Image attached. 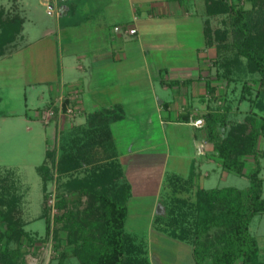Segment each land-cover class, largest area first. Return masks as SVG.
I'll return each instance as SVG.
<instances>
[{
    "label": "crops",
    "instance_id": "1",
    "mask_svg": "<svg viewBox=\"0 0 264 264\" xmlns=\"http://www.w3.org/2000/svg\"><path fill=\"white\" fill-rule=\"evenodd\" d=\"M211 9L213 0H54L47 12L54 13L56 26L29 43L23 54L29 66L23 83L39 85L41 92L49 94L36 117L44 116L48 108L64 111L60 128L65 137L77 132L78 143L90 140L91 115L103 111L115 117L108 122L111 140L102 133L87 147L102 148L107 155L114 151L122 179L131 187L127 216L131 201L152 197L148 225L163 234L167 233L157 228L155 217L165 214L173 196L192 200L199 188L222 187L210 180L211 172L218 179L229 173L214 156L205 127L191 123L196 118L204 120L209 112L228 109V118L236 112L226 103L231 82L217 76L216 58L222 51L215 40L207 41L204 30L208 24L215 36L214 31L229 29V16L210 14ZM131 28L136 29L134 34L128 33ZM242 101L246 100L241 105ZM68 108L72 114L66 112ZM238 115L243 119L246 110L240 109ZM122 120L128 126L136 123L139 133L125 150L118 147L113 132V125ZM153 129H160V141H154ZM179 131L186 132L185 136H176ZM182 139L186 148L180 149ZM174 161L180 165L188 162L194 172L182 171L183 166H173ZM260 162L259 175L264 178V158ZM250 234L257 240L264 262V234ZM139 243L146 245L144 256L149 264H168L159 253L150 254L147 242ZM188 256L173 264H196L192 248Z\"/></svg>",
    "mask_w": 264,
    "mask_h": 264
},
{
    "label": "rangeland",
    "instance_id": "2",
    "mask_svg": "<svg viewBox=\"0 0 264 264\" xmlns=\"http://www.w3.org/2000/svg\"><path fill=\"white\" fill-rule=\"evenodd\" d=\"M41 1L43 0H0V25L1 21H6L15 14L23 18L20 31L0 48V183L9 188L7 196L0 191V215L4 216L1 218L3 221L0 230H5L8 223L16 227L15 237L8 247L20 251L17 264H57L58 260L62 264H79L74 256L81 248L83 240L92 239L99 234L101 220L98 203L87 193L76 190L74 185L75 181L88 175L93 168H98L100 163L106 160V156L102 153V148H91L85 152V159L80 167L70 171L63 170V154L68 149H75L71 142L74 141L72 145L76 146L78 133H69V136L65 137V131L62 132L60 128V118L64 113L62 110L54 112L51 117H36V111L40 112L49 94L44 89V92H41L39 85L34 87L23 83L29 72L23 54L27 53L29 43L38 39L46 29L56 26L54 13L47 12V8L53 6L54 0H44V3ZM257 4L252 8L251 1L242 0L245 8H252L253 11L264 9L263 2ZM8 53H11L10 57L4 58ZM227 86L226 103L236 110L230 118L234 116L235 120L242 119L238 111L241 109V112H247L249 103L242 101L241 105V83L231 82ZM56 116V124L53 125ZM128 124L126 120H122L113 125L118 147L123 150L128 148L133 138L139 134L136 133V123L129 126ZM153 131L151 135L154 141H160V129ZM185 134L186 132L179 131L176 136ZM69 137L71 139L67 142ZM183 140L179 143L180 149L186 148ZM187 146L190 155L192 150ZM176 162L174 161L173 166H183L181 169L186 173L194 172L188 162L182 165ZM252 166V163L248 164L246 171ZM211 174L210 180L219 186L244 189L250 185L247 177L235 173L229 172L221 179L215 177L216 173ZM44 175L47 176L46 179ZM261 175H264V172ZM12 195L17 198L15 204L10 202ZM61 198L63 202L58 205L57 201ZM193 198L191 197L192 200ZM144 199V202L131 201L128 205L125 229L135 234L139 242H147L150 254L159 253L168 264L176 263V260L184 262L182 259L189 257L188 253L192 247L187 242L156 232L154 228L150 229L148 220L152 197ZM197 214L198 212L188 214L185 217L186 222L195 220ZM46 221L49 225L47 229ZM225 228L216 224L202 235L200 244L205 247V262H210L220 250V237ZM249 231L252 234H264V214L252 219ZM261 240L264 249V236ZM143 246L146 247L144 244Z\"/></svg>",
    "mask_w": 264,
    "mask_h": 264
},
{
    "label": "trees",
    "instance_id": "3",
    "mask_svg": "<svg viewBox=\"0 0 264 264\" xmlns=\"http://www.w3.org/2000/svg\"><path fill=\"white\" fill-rule=\"evenodd\" d=\"M249 1L252 8L258 2L264 3V0ZM252 8L243 7L242 0H213L210 14L227 13L229 29L216 30L213 33H216L215 36H211L208 24L204 29L207 41L215 40L217 49L222 51L216 58L220 68L217 76L226 78L228 82L241 83L239 98L248 101L249 110L241 121L228 118V109L203 115L207 138L213 144V154L221 168L247 177L250 185L244 189L233 186L199 188L193 200L173 196L165 214L155 217L159 230L192 246L196 264H264L259 257L257 240L249 232L252 218L264 213V178L259 175L260 159L264 158V9L253 11ZM22 24L23 18L16 14L1 21L0 48L20 31ZM114 118L103 111L90 116L89 125L93 129L90 140L78 143L77 138L76 146L72 145L74 141L71 142L75 149H68L63 154V170L70 171L81 166L85 152L90 149L87 146L93 144V137L105 133L107 140H111L108 122ZM260 141H263L261 146ZM105 156L106 160L98 168H93L88 175L75 181L76 190L87 193L98 203L101 231L96 237L83 240L74 257L79 264H149L144 256L143 244L136 242L135 237L124 228L130 184L122 179V170L114 151ZM249 162L253 166L246 171ZM44 178L47 176L44 175ZM7 189L5 184L0 183L4 196L9 194ZM10 198L13 204L17 202L15 196ZM62 200H58L57 204L60 205ZM191 211L198 212V217L186 222L185 217ZM1 218L4 216L0 215V224L3 221ZM216 224L225 226L226 230L220 237V250L210 262H205L206 251L200 239ZM15 231L12 223H8L5 230H0V264H17L20 258L17 248L8 247ZM57 264L62 262L58 260Z\"/></svg>",
    "mask_w": 264,
    "mask_h": 264
},
{
    "label": "built area",
    "instance_id": "4",
    "mask_svg": "<svg viewBox=\"0 0 264 264\" xmlns=\"http://www.w3.org/2000/svg\"><path fill=\"white\" fill-rule=\"evenodd\" d=\"M136 32V29L135 28H131V29H128V33H130V34H134ZM66 112L68 113V114H72L73 113V111H72V109L71 108H68L67 110H66ZM53 113H54V111L51 109V110H47L45 113H44V116L46 117V116H52L53 115ZM43 116V117H44ZM49 117V118H50ZM192 125H194V126H196V127H202L203 125H204V120L202 119V118H196V119H194V120H192Z\"/></svg>",
    "mask_w": 264,
    "mask_h": 264
}]
</instances>
